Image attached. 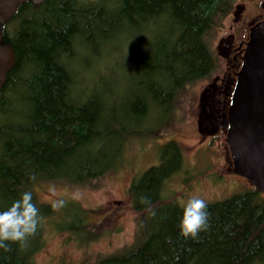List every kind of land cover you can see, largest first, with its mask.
Masks as SVG:
<instances>
[{
	"label": "rangeland",
	"instance_id": "374dc122",
	"mask_svg": "<svg viewBox=\"0 0 264 264\" xmlns=\"http://www.w3.org/2000/svg\"><path fill=\"white\" fill-rule=\"evenodd\" d=\"M216 1L198 0L197 14ZM230 24L208 37L213 52ZM179 33L168 16H147L135 0H44L4 22L15 62L0 92V211L32 192L42 221L27 247L18 246L27 264H95L129 245L138 214L128 188L159 166L171 140L183 162L167 196L181 207L193 195L205 199L210 226L197 240L168 238L147 264H264V234L242 252L261 194L222 203L253 189L232 176L223 153L200 149L206 82L187 86L172 106L142 94L157 49H176ZM57 200L66 202L59 212L51 207ZM83 224L92 237L75 229Z\"/></svg>",
	"mask_w": 264,
	"mask_h": 264
},
{
	"label": "trees",
	"instance_id": "16d2710c",
	"mask_svg": "<svg viewBox=\"0 0 264 264\" xmlns=\"http://www.w3.org/2000/svg\"><path fill=\"white\" fill-rule=\"evenodd\" d=\"M234 1L218 0L212 10L198 15V0H135L136 6L144 14L152 17L168 16L180 30L176 37V49L165 46L157 49L158 56L152 76L142 86V94L146 99L172 106L183 89L203 81L214 72L216 67L213 62V49L208 37L214 35L215 28L232 9ZM140 102L138 100L137 104L140 105ZM112 133L120 136L116 129H112ZM129 134L135 135L131 132ZM164 149L159 166L149 168L130 184V207L138 214L132 242L117 252L99 257L95 264H147L168 238L180 233L179 216L182 207L167 196L166 183L180 171L182 153L179 146L172 141ZM248 193L258 194L255 190L245 191L221 202L247 196ZM141 197L151 201L150 207L155 211V216L150 215L149 206L140 202ZM261 200L262 203H255L250 214L249 235L244 241L242 252L264 234V197L261 196ZM89 225H77L75 229L91 235L86 231ZM25 259L21 256L18 245H11L10 251L0 249V264H27Z\"/></svg>",
	"mask_w": 264,
	"mask_h": 264
},
{
	"label": "water",
	"instance_id": "95a60500",
	"mask_svg": "<svg viewBox=\"0 0 264 264\" xmlns=\"http://www.w3.org/2000/svg\"><path fill=\"white\" fill-rule=\"evenodd\" d=\"M44 0H0V92L15 62L11 46L2 42V23L18 4ZM263 17L250 30L243 63L228 112L226 144L233 172L264 195V0Z\"/></svg>",
	"mask_w": 264,
	"mask_h": 264
},
{
	"label": "flooded vegetation",
	"instance_id": "af4514ba",
	"mask_svg": "<svg viewBox=\"0 0 264 264\" xmlns=\"http://www.w3.org/2000/svg\"><path fill=\"white\" fill-rule=\"evenodd\" d=\"M236 1L239 2V4H236ZM262 2L263 0H235L232 9L220 22L219 28L223 25L224 21H228V23L231 24L225 37L221 39L223 42L220 41L217 48H215L217 53L216 51L212 52L213 62L216 68L210 76L203 80V82H206L207 85V93L204 94L203 98L200 100L201 105L199 113L201 115L198 116L199 122L204 125V129L200 128L198 130V132L204 137V141L202 142L200 149L206 148L212 155L215 156L223 153L224 160L232 171V176L243 181L249 189L250 187L246 184L248 181L233 172L229 148L226 144V134L228 126V112L237 82V74L239 73L243 63L244 52L246 44L249 40L250 30L263 17ZM27 3H30L34 8L41 5V3L33 4L31 1H26L18 4L16 10ZM12 17L13 14L4 20V22L9 21ZM4 22L2 23V28ZM225 28L226 26L223 27V32L225 31ZM2 42L4 43L3 40ZM11 71L12 68L5 74L4 85L11 81ZM203 133L205 135H203ZM221 140H223V142L220 144H223L224 148L219 144L218 149H213L215 142H220ZM248 184L251 186L253 191L255 190L261 194L249 182ZM261 196L264 197L263 194H261Z\"/></svg>",
	"mask_w": 264,
	"mask_h": 264
},
{
	"label": "clouds",
	"instance_id": "9594fccd",
	"mask_svg": "<svg viewBox=\"0 0 264 264\" xmlns=\"http://www.w3.org/2000/svg\"><path fill=\"white\" fill-rule=\"evenodd\" d=\"M74 199L78 195H74ZM140 202L149 206L150 215L155 216L151 209V201L141 197ZM66 206L64 200L54 201L53 211L59 212ZM208 204L205 199L193 195L182 206V217L179 224L180 236L185 239L197 240L202 232L209 228ZM42 217L40 209L33 202L31 191L23 192L18 199L5 210L0 211V249L10 251L11 245L27 247L40 228Z\"/></svg>",
	"mask_w": 264,
	"mask_h": 264
}]
</instances>
